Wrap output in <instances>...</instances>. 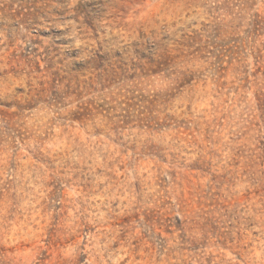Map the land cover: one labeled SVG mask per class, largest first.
<instances>
[{
  "label": "rangeland",
  "instance_id": "obj_1",
  "mask_svg": "<svg viewBox=\"0 0 264 264\" xmlns=\"http://www.w3.org/2000/svg\"><path fill=\"white\" fill-rule=\"evenodd\" d=\"M0 264H264V0H0Z\"/></svg>",
  "mask_w": 264,
  "mask_h": 264
}]
</instances>
